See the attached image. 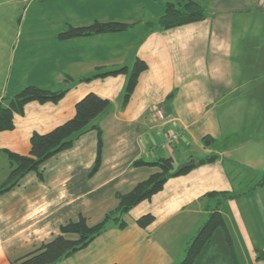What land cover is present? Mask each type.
Instances as JSON below:
<instances>
[{
	"label": "crops",
	"instance_id": "obj_1",
	"mask_svg": "<svg viewBox=\"0 0 264 264\" xmlns=\"http://www.w3.org/2000/svg\"><path fill=\"white\" fill-rule=\"evenodd\" d=\"M185 1L0 0V103L28 86L69 89L57 104H28L23 115L15 116V128L0 132L1 150L30 155L32 135L47 134L71 120L76 104L88 94L111 102L98 118L104 142L98 172L91 175L98 134L90 131L72 149L48 160L42 178L30 173L0 195V264H12L35 251L59 235L62 225L80 216L91 226L100 223L118 207V194L130 192L160 170L135 167L137 160L158 163L172 158L176 170V163L192 160L195 164L185 166L196 165L210 155L219 157L170 178L162 191L131 210L125 218L127 228L111 225L88 248L57 264H180L216 205L217 199L207 195H236L231 154L244 152L257 135L235 140L231 129L249 107L261 104L259 96L264 101V82L255 86L243 80L254 57L238 51L251 39L260 41L255 59L264 65V0H191L205 9V20L170 30L149 26L168 4L181 7ZM247 14L252 17L236 21L237 15ZM96 21L131 28L118 34L59 38L70 25L86 27ZM250 26L255 35L247 40ZM241 42L247 43L241 46ZM137 60L146 62L148 69L124 104ZM122 68H127L126 74L83 80ZM173 133L180 135L179 141L163 148ZM207 136L215 139L214 144L205 145ZM256 151L260 152L258 147ZM10 173L8 156L1 151L0 186ZM254 186L257 194L264 189V180ZM249 196L244 194L252 200L246 207L253 211L259 202L264 212L263 196L254 200ZM226 204L232 216L221 211L232 238L231 229L255 259V252L264 246L253 243L238 200ZM148 214L154 222L140 227L137 220ZM235 253L237 260L231 264H242ZM260 255L264 257V252Z\"/></svg>",
	"mask_w": 264,
	"mask_h": 264
},
{
	"label": "trees",
	"instance_id": "obj_2",
	"mask_svg": "<svg viewBox=\"0 0 264 264\" xmlns=\"http://www.w3.org/2000/svg\"><path fill=\"white\" fill-rule=\"evenodd\" d=\"M206 18L205 9L199 4L188 0L181 7L168 4L165 13L156 23H150L149 26L156 25L160 29L170 30L201 22ZM129 28H131V25L126 23L96 21L86 27L70 25L59 34V38L60 40H70L96 35L118 34L126 32ZM147 69L146 62L136 61L126 87L124 104L129 102L141 74ZM126 73L127 68H122L109 73L97 74L83 80L90 81L94 78ZM68 90L50 91L37 86H28L16 95L4 98L0 103V132L13 130L15 128V116L23 115L28 104L32 102L57 104L66 96ZM110 106L111 102L108 99L96 94H88L76 104V114L71 120L47 134L34 133L32 135L30 155L24 156L0 149V152L4 151L7 154L11 165V173L8 179L0 186V195L13 190L30 173H38L42 178V167L48 160L72 149L76 141L90 131H96L98 134L97 157L91 175L98 172L102 165L104 144L103 131L98 123V118L107 112ZM203 142L206 146H210L214 144L215 139L207 136L204 137ZM218 158V155H210L198 160L196 165H187L179 168V170H175L172 158L163 159L158 163H147L143 160L135 161V167L150 165L158 166L160 170L149 179L138 183L130 192L118 194V207L107 213L100 223L91 226L86 217L80 216L77 220L62 225L59 235L53 240L15 260L12 264H57L74 256L88 248L111 225H115L122 230L127 228L128 223L125 218L131 210L142 202L151 200L155 194L162 191L170 178L186 175L195 167L215 162ZM260 184L263 185V183ZM207 197L217 199L216 205L212 208V212L204 225L189 243L185 257L180 264H224L226 261L227 264H231L237 260L233 238L221 211L228 201L236 199V195L229 192H212ZM154 220V216L148 214L139 218L137 224L146 228ZM261 257L260 255L259 258L261 259Z\"/></svg>",
	"mask_w": 264,
	"mask_h": 264
},
{
	"label": "rangeland",
	"instance_id": "obj_3",
	"mask_svg": "<svg viewBox=\"0 0 264 264\" xmlns=\"http://www.w3.org/2000/svg\"><path fill=\"white\" fill-rule=\"evenodd\" d=\"M38 4L33 8L36 9ZM246 17H252L250 14L243 16H236L239 19ZM235 18V19H236ZM252 27H249L248 34L246 35L247 40H250V36L255 35V31H251ZM264 33V27H262ZM252 41V39H251ZM251 41L241 42V46L246 44L244 49H240L238 52L249 55L251 63L248 66L249 71L246 72L244 81L251 83V85L257 86L258 83L262 84L264 82V65H257L258 61L255 57H258V52L260 49L257 47L260 45V41L252 43ZM263 55V52H262ZM257 61V63H256ZM258 67L257 70H255ZM261 90L258 89L259 94ZM259 101L261 104L254 107H249L240 117L239 124L234 123V127L231 129L232 134L235 135V140L241 139L245 136L248 139L249 135H257L254 137V141L248 145V148L243 152L232 153L231 154V180L236 189V199L238 200L239 206L241 208L243 218L246 221L247 228L249 230L251 239L256 246L262 244L264 246V212L260 209V203L256 202L257 206L255 210L251 211L246 207V205H251L252 200L245 199L244 194L251 193L249 196L251 199H255L257 195H262L264 198V189L260 190L257 194H254V185L262 182L264 180V101L259 96ZM239 119V118H238ZM236 119V120H238ZM233 139V140H234ZM256 141V142H255ZM255 149H254V147ZM256 147L260 152L256 151ZM179 162V161H178ZM187 163H176V170L184 167ZM181 166V167H180ZM264 204V202H263ZM264 207V206H263ZM227 214L232 216V209L226 204L223 209ZM231 213V214H230ZM232 235L234 238V243L236 245L235 251L237 252L238 259L242 264H264V257L259 258L260 254L264 252V247L261 250H257L255 259L252 258L251 251L242 249L240 242L237 239L233 229ZM227 262V261H226ZM224 264H227V263Z\"/></svg>",
	"mask_w": 264,
	"mask_h": 264
},
{
	"label": "built area",
	"instance_id": "obj_4",
	"mask_svg": "<svg viewBox=\"0 0 264 264\" xmlns=\"http://www.w3.org/2000/svg\"><path fill=\"white\" fill-rule=\"evenodd\" d=\"M158 115L160 118L164 119V115L162 111L158 112ZM168 118L172 119V116H168ZM180 135L178 133H173L171 135H169L165 141V143L163 144V148L169 146V145H174L175 143H177L179 141Z\"/></svg>",
	"mask_w": 264,
	"mask_h": 264
},
{
	"label": "water",
	"instance_id": "obj_5",
	"mask_svg": "<svg viewBox=\"0 0 264 264\" xmlns=\"http://www.w3.org/2000/svg\"><path fill=\"white\" fill-rule=\"evenodd\" d=\"M192 163L195 164V161H193Z\"/></svg>",
	"mask_w": 264,
	"mask_h": 264
}]
</instances>
